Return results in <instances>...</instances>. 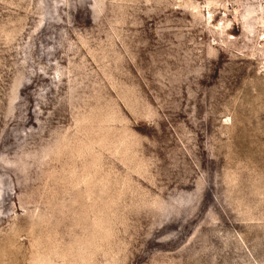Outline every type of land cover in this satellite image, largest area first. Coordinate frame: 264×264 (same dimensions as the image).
Returning <instances> with one entry per match:
<instances>
[{
    "label": "rangeland",
    "instance_id": "obj_1",
    "mask_svg": "<svg viewBox=\"0 0 264 264\" xmlns=\"http://www.w3.org/2000/svg\"><path fill=\"white\" fill-rule=\"evenodd\" d=\"M0 264H264V0H0Z\"/></svg>",
    "mask_w": 264,
    "mask_h": 264
}]
</instances>
